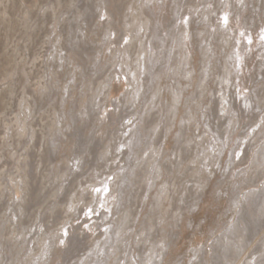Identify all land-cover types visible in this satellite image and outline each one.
Masks as SVG:
<instances>
[{
    "label": "rangeland",
    "instance_id": "rangeland-1",
    "mask_svg": "<svg viewBox=\"0 0 264 264\" xmlns=\"http://www.w3.org/2000/svg\"><path fill=\"white\" fill-rule=\"evenodd\" d=\"M0 264H264V0H0Z\"/></svg>",
    "mask_w": 264,
    "mask_h": 264
}]
</instances>
